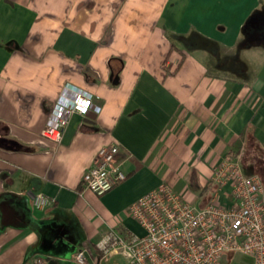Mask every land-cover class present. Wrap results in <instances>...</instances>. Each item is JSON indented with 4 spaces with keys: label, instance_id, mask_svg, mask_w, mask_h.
I'll list each match as a JSON object with an SVG mask.
<instances>
[{
    "label": "crops",
    "instance_id": "0c3cea01",
    "mask_svg": "<svg viewBox=\"0 0 264 264\" xmlns=\"http://www.w3.org/2000/svg\"><path fill=\"white\" fill-rule=\"evenodd\" d=\"M75 89L100 108L44 137ZM240 137L241 160L264 150V0H0V264L98 256L110 229L142 232L128 207L162 181L205 204ZM111 143L128 176L98 195L82 176Z\"/></svg>",
    "mask_w": 264,
    "mask_h": 264
},
{
    "label": "built area",
    "instance_id": "2783aa9c",
    "mask_svg": "<svg viewBox=\"0 0 264 264\" xmlns=\"http://www.w3.org/2000/svg\"><path fill=\"white\" fill-rule=\"evenodd\" d=\"M99 108L90 93L75 89L71 103L52 107L41 134L60 142L73 113ZM119 151L118 143L102 146L84 172L82 186L103 195L125 180L128 173L118 160ZM51 203L45 194L34 197L37 208ZM128 212L141 233L112 228L96 243L98 256L84 242L74 263L117 264L114 257L121 256L125 264H230L234 254L242 253L251 255L254 264H264V181L257 173H247L240 157L226 158L214 168L210 196L203 205L162 181L135 199ZM45 262L50 260L37 254L28 260Z\"/></svg>",
    "mask_w": 264,
    "mask_h": 264
},
{
    "label": "rangeland",
    "instance_id": "374dc122",
    "mask_svg": "<svg viewBox=\"0 0 264 264\" xmlns=\"http://www.w3.org/2000/svg\"><path fill=\"white\" fill-rule=\"evenodd\" d=\"M264 150L255 149L253 153L246 156L242 160V164L245 171H251L259 174L264 181ZM117 264H125V260L121 256H115ZM113 259V261H114ZM230 264H254V259L251 255L236 253L232 256Z\"/></svg>",
    "mask_w": 264,
    "mask_h": 264
},
{
    "label": "trees",
    "instance_id": "16d2710c",
    "mask_svg": "<svg viewBox=\"0 0 264 264\" xmlns=\"http://www.w3.org/2000/svg\"><path fill=\"white\" fill-rule=\"evenodd\" d=\"M242 137L238 138L231 144L230 150L227 153V159L233 160L239 156L240 149L242 147Z\"/></svg>",
    "mask_w": 264,
    "mask_h": 264
}]
</instances>
